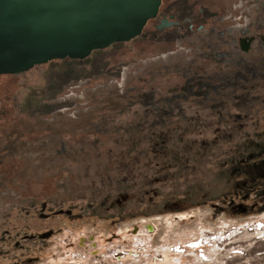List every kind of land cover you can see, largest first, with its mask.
<instances>
[{
	"label": "rangeland",
	"instance_id": "1",
	"mask_svg": "<svg viewBox=\"0 0 264 264\" xmlns=\"http://www.w3.org/2000/svg\"><path fill=\"white\" fill-rule=\"evenodd\" d=\"M168 3L211 25L0 76V264H264V1Z\"/></svg>",
	"mask_w": 264,
	"mask_h": 264
},
{
	"label": "water",
	"instance_id": "2",
	"mask_svg": "<svg viewBox=\"0 0 264 264\" xmlns=\"http://www.w3.org/2000/svg\"><path fill=\"white\" fill-rule=\"evenodd\" d=\"M162 1L0 0V76L56 60L82 61L130 42L157 18ZM172 25L163 19L157 30Z\"/></svg>",
	"mask_w": 264,
	"mask_h": 264
},
{
	"label": "flooded vegetation",
	"instance_id": "3",
	"mask_svg": "<svg viewBox=\"0 0 264 264\" xmlns=\"http://www.w3.org/2000/svg\"><path fill=\"white\" fill-rule=\"evenodd\" d=\"M166 0H163L162 1V4H161V7H160V11H159V14L157 16L156 19L152 20V22L155 23V28L157 30V26L160 24V22L163 20V19H166L169 23H173V25L171 27H168V28H165L161 31H158L159 33L163 32V31H167V30H171L173 28H184V24H186L187 22L190 23V22H194L195 24L197 23L198 24V32H202L205 30V28L207 26H210V22L206 19H203V16H204V10H200L198 12V14L194 17H189V19H184V13L181 11L184 9L185 11V7H184V4H180V3H176V5H178L177 7L180 8L181 10H178L177 8L175 9V13L172 14V12H174V6L173 5H170L169 3V6L167 4V7L164 11V2ZM169 1V0H168ZM260 1H264V0H254V5L255 6H258ZM175 5V6H176ZM178 16H183V19L182 21H179L177 18ZM210 19L212 18H216L217 17V13H209L208 16ZM209 22V23H208ZM149 23V22H148ZM210 24V25H209ZM214 26L215 25H218L217 22H214L212 23ZM214 26L212 27V29H214ZM190 28L193 27V25H190L189 26ZM261 32V31H260ZM233 38H234V41H233ZM232 42L230 40V43L229 45H232L234 44L237 49L241 52V53H249L251 50H252V46L253 44L256 42V41H259L261 44L264 45V36L262 35H248V34H243L241 36H237V35H234L232 38ZM217 43L219 44V46L222 48V50H226L227 47H228V43H221L220 41L217 40ZM242 46L244 48H242ZM246 49V50H245ZM217 60V59H216ZM215 60V62H216ZM219 64V63H218ZM224 64V63H223ZM221 66V65H220ZM219 66V68H220Z\"/></svg>",
	"mask_w": 264,
	"mask_h": 264
},
{
	"label": "trees",
	"instance_id": "4",
	"mask_svg": "<svg viewBox=\"0 0 264 264\" xmlns=\"http://www.w3.org/2000/svg\"><path fill=\"white\" fill-rule=\"evenodd\" d=\"M150 22H151V21H150ZM141 36H142V35H141ZM141 36H140V37H141ZM140 37H138V38H140ZM136 39H137V38H136ZM136 39H134V40H136ZM134 40H133V41H134ZM114 45H119V44H113V46H114ZM90 56H91V55H90ZM90 56H89V57H90ZM89 57H87L86 59H84V60H82V61H78V60H69V59H65V60L74 61V62H84V61H86Z\"/></svg>",
	"mask_w": 264,
	"mask_h": 264
}]
</instances>
